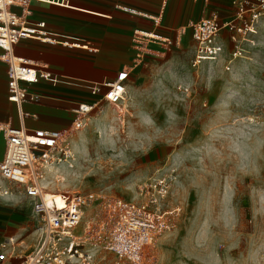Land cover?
I'll list each match as a JSON object with an SVG mask.
<instances>
[{
    "label": "rangeland",
    "instance_id": "1",
    "mask_svg": "<svg viewBox=\"0 0 264 264\" xmlns=\"http://www.w3.org/2000/svg\"><path fill=\"white\" fill-rule=\"evenodd\" d=\"M205 1V17L235 13L231 0ZM176 32L168 51L134 60L123 100L103 101L88 115L71 142L73 167L49 168L42 185L139 202V187L173 169L161 206L173 226L142 264H264V23L239 44L223 32L226 49L195 67L194 42L187 30ZM9 192L27 202L21 187ZM36 229L30 219L29 250ZM105 256L103 264L114 261Z\"/></svg>",
    "mask_w": 264,
    "mask_h": 264
},
{
    "label": "built area",
    "instance_id": "2",
    "mask_svg": "<svg viewBox=\"0 0 264 264\" xmlns=\"http://www.w3.org/2000/svg\"><path fill=\"white\" fill-rule=\"evenodd\" d=\"M57 3L54 0H0V60L7 66V100L16 107L36 102V95L27 87L38 81L58 84L60 79L50 72L37 69L13 53L21 41L54 43L57 36L43 22L30 20L31 3ZM233 17L220 21L218 12L189 24L195 44L192 66L215 61L226 49L228 41L222 32L231 35L233 44L255 33L264 23V0H231ZM221 41V43L219 42ZM135 59L147 53L168 51L172 41H156L135 31L132 38ZM235 51L238 47L235 45ZM232 53L233 59L237 57ZM130 69H122L112 81L92 85V93L100 98L92 103H80L73 109L74 119L64 131L14 129L0 125L5 150L0 161V197L9 196L11 184L22 188L29 202L31 218L39 231L35 246L26 257L17 258L15 240L0 241V264H103L106 254L111 264H142L145 251L160 234L173 226L171 212L161 210L166 198L173 169H161L141 187V201H126L96 193H52L41 182L49 168L65 165L71 169L76 158L71 142L86 126V118L109 95L117 91L112 102L124 95ZM99 251H103L99 253Z\"/></svg>",
    "mask_w": 264,
    "mask_h": 264
},
{
    "label": "crops",
    "instance_id": "3",
    "mask_svg": "<svg viewBox=\"0 0 264 264\" xmlns=\"http://www.w3.org/2000/svg\"><path fill=\"white\" fill-rule=\"evenodd\" d=\"M54 1L57 3L51 5L31 3L30 20L43 22L57 36L56 41L51 44L21 41L13 53L37 69L57 76L60 82L40 80L28 86V92L38 99L18 108L7 100V66L0 60V125L26 130H66L74 119L72 110L78 104L98 99L92 93V85L112 81L122 69L134 67L135 31L171 41L176 33L177 41L178 29L187 30L191 37L189 24L206 16L205 0ZM215 6L214 2L210 9L213 11ZM221 36L227 41L226 34L222 32ZM149 56L147 53L144 57ZM152 62L156 59L148 60L149 64ZM141 84L142 79L139 87ZM4 150L5 141L0 134V161ZM10 197H0V241L13 238L16 257H26L35 246L29 250L32 239L25 236L32 220L30 204L26 199L27 202Z\"/></svg>",
    "mask_w": 264,
    "mask_h": 264
},
{
    "label": "bare ground",
    "instance_id": "4",
    "mask_svg": "<svg viewBox=\"0 0 264 264\" xmlns=\"http://www.w3.org/2000/svg\"><path fill=\"white\" fill-rule=\"evenodd\" d=\"M150 38H153V39H155L156 41H161L162 39L161 38H159V37H156V36H150ZM124 92H125V89H124ZM115 95H118V93H117V91L115 90V91H113L110 95H109V99H111V101L109 102V103H115V102H118V101H121V100H123V97H124V95H121V98L119 99V100H116L115 102H112L113 101V97L115 96ZM77 149V148H76ZM83 152V151H82ZM81 151H80V153H82ZM42 182H43V180H42ZM42 182H41V184H42ZM43 186V185H42ZM44 187V186H43ZM8 195H10V193H8ZM35 232L37 233V234H39V231H38V229H36L35 230Z\"/></svg>",
    "mask_w": 264,
    "mask_h": 264
}]
</instances>
